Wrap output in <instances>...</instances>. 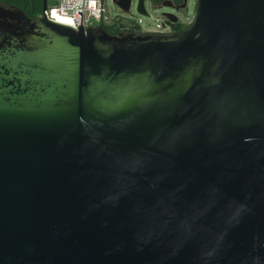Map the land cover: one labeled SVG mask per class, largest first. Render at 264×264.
Wrapping results in <instances>:
<instances>
[{
  "label": "water",
  "instance_id": "1",
  "mask_svg": "<svg viewBox=\"0 0 264 264\" xmlns=\"http://www.w3.org/2000/svg\"><path fill=\"white\" fill-rule=\"evenodd\" d=\"M46 7L0 0V264H264V0L170 33Z\"/></svg>",
  "mask_w": 264,
  "mask_h": 264
},
{
  "label": "built area",
  "instance_id": "2",
  "mask_svg": "<svg viewBox=\"0 0 264 264\" xmlns=\"http://www.w3.org/2000/svg\"><path fill=\"white\" fill-rule=\"evenodd\" d=\"M133 2L134 0H131V4ZM78 12H81V15ZM43 13L49 19L74 28H78L80 24L86 28L91 25H108L114 22L129 24L130 22L123 14L111 13L106 6V0H54L52 5H49L47 0V7ZM136 21L140 23L141 18H137ZM159 29L161 25L157 23L154 30L145 32H158Z\"/></svg>",
  "mask_w": 264,
  "mask_h": 264
},
{
  "label": "flooded vegetation",
  "instance_id": "3",
  "mask_svg": "<svg viewBox=\"0 0 264 264\" xmlns=\"http://www.w3.org/2000/svg\"><path fill=\"white\" fill-rule=\"evenodd\" d=\"M152 5L154 6H161L166 8L162 14L161 17L158 19L159 24L161 25V29H159L158 32H175L178 31L180 29L185 28L188 24H190L192 22L189 21L188 24H184L182 18L185 17L187 18L188 16V2L189 0H150ZM196 1V0H195ZM145 4V2H144ZM131 7V6H130ZM129 7V10H130ZM146 7V5H145ZM147 9V8H146ZM128 10V11H129ZM148 12V10H147ZM163 13H170L172 18H176L175 21H170L168 19V17H166ZM194 13H195V2H194ZM130 17H133L132 19H130L128 17V19L130 20L129 24H126V27H122V24H118L117 23V27L118 30H127V28L132 27V26H138L139 30L143 29L141 28L140 24L136 21L138 17H136L135 15H130Z\"/></svg>",
  "mask_w": 264,
  "mask_h": 264
},
{
  "label": "rangeland",
  "instance_id": "4",
  "mask_svg": "<svg viewBox=\"0 0 264 264\" xmlns=\"http://www.w3.org/2000/svg\"><path fill=\"white\" fill-rule=\"evenodd\" d=\"M146 8L148 10L147 15H140L137 13L136 10V2H134L130 10L125 12L122 11L119 7L112 0H106V6L111 13L117 12L123 14L125 17H130V15H135L138 18H141V22L139 23L141 28L144 31H152L156 28V24L159 23L158 19L161 17L162 12L166 9L161 6H154L152 5L150 0H144ZM194 2L195 0H189L188 2V16L187 18L183 17L182 20L184 24H188L194 17ZM54 0H48V4L52 5Z\"/></svg>",
  "mask_w": 264,
  "mask_h": 264
},
{
  "label": "trees",
  "instance_id": "5",
  "mask_svg": "<svg viewBox=\"0 0 264 264\" xmlns=\"http://www.w3.org/2000/svg\"><path fill=\"white\" fill-rule=\"evenodd\" d=\"M9 4H13L21 8L28 16H36L42 13V0H1ZM122 24V23H120ZM117 23L103 25L109 33H115L118 30L116 28ZM122 27H126V24H122ZM127 30H139L138 26H132Z\"/></svg>",
  "mask_w": 264,
  "mask_h": 264
}]
</instances>
